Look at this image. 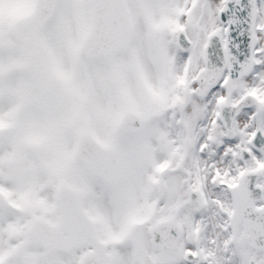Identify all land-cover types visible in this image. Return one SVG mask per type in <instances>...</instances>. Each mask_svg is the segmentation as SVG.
Masks as SVG:
<instances>
[{"label": "snow or ice", "instance_id": "6c2138e0", "mask_svg": "<svg viewBox=\"0 0 264 264\" xmlns=\"http://www.w3.org/2000/svg\"><path fill=\"white\" fill-rule=\"evenodd\" d=\"M0 264H264V0H0Z\"/></svg>", "mask_w": 264, "mask_h": 264}, {"label": "rangeland", "instance_id": "374dc122", "mask_svg": "<svg viewBox=\"0 0 264 264\" xmlns=\"http://www.w3.org/2000/svg\"><path fill=\"white\" fill-rule=\"evenodd\" d=\"M12 12L16 16H23V15H25L27 13V9L24 8V7H17V8L12 9ZM216 193L217 192H215L214 189H212V194H214L216 196H220L221 198H223L222 194H219V193L216 194ZM203 214L208 219H210L209 216H211V219L213 220V223L217 222V218L213 216V213L211 211H205ZM213 227L214 226H212L211 231H212Z\"/></svg>", "mask_w": 264, "mask_h": 264}, {"label": "flooded vegetation", "instance_id": "af4514ba", "mask_svg": "<svg viewBox=\"0 0 264 264\" xmlns=\"http://www.w3.org/2000/svg\"><path fill=\"white\" fill-rule=\"evenodd\" d=\"M61 250L62 249H57V248L50 249V251H52L53 253L58 252V251H61Z\"/></svg>", "mask_w": 264, "mask_h": 264}, {"label": "water", "instance_id": "95a60500", "mask_svg": "<svg viewBox=\"0 0 264 264\" xmlns=\"http://www.w3.org/2000/svg\"><path fill=\"white\" fill-rule=\"evenodd\" d=\"M257 195H259V194H257Z\"/></svg>", "mask_w": 264, "mask_h": 264}]
</instances>
